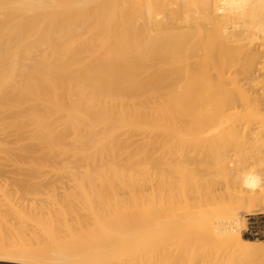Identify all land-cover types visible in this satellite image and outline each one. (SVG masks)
Wrapping results in <instances>:
<instances>
[{
    "label": "bare ground",
    "instance_id": "obj_1",
    "mask_svg": "<svg viewBox=\"0 0 264 264\" xmlns=\"http://www.w3.org/2000/svg\"><path fill=\"white\" fill-rule=\"evenodd\" d=\"M252 37L261 42L254 45ZM261 47L264 0H0V139L14 136L0 142L6 154L0 172L9 164L16 177L25 172L34 179H61L60 201L47 198L44 188L47 199L37 193L30 203L55 205L59 230L89 244L83 251L93 261L156 264L158 253L168 251L171 264H264V242L244 239L233 212L263 204L264 183L246 189L241 174L258 175L255 164L229 166L246 149L243 142L264 135L263 125L244 126V116L234 121L244 130L240 137L221 132L233 109L240 117L264 108ZM232 78L242 84L233 86ZM143 85L152 92L142 94ZM154 91L161 105L129 111L146 108ZM136 96L138 103L127 101ZM143 148L166 183L163 190L171 181L166 182L171 163L187 170L174 192L169 186L171 197L159 204L152 199L144 208L119 177L130 170L149 174L150 166L139 167L144 160L126 159ZM227 170L233 175L229 200V186L216 179ZM49 209L46 227L56 224Z\"/></svg>",
    "mask_w": 264,
    "mask_h": 264
},
{
    "label": "rangeland",
    "instance_id": "obj_2",
    "mask_svg": "<svg viewBox=\"0 0 264 264\" xmlns=\"http://www.w3.org/2000/svg\"><path fill=\"white\" fill-rule=\"evenodd\" d=\"M95 29H93V31H94ZM251 41H252V43L255 45V44H257V43H260L261 42V40H258V39H256L255 37H252V39H251ZM255 41V42H254ZM260 41V42H259ZM262 49H264V47H261ZM263 52H264V50H263ZM259 62H260V66H264V53L261 55V57H259ZM261 59H262V61H261ZM264 77H262L261 78V85L262 86H264ZM231 83L233 84V86H238V85H240V84H242V83H239L235 78H232L231 79ZM129 84V83H128ZM130 84H132V82L130 81ZM152 87L151 86H145L144 87V85L141 87V89H140V91H141V93L142 94H144V93H147L148 91L149 92H152ZM141 93H140V95H141ZM153 94H155V95H157L156 93H155V91L153 92ZM145 95V94H144ZM261 95H262V97L264 98V92H262L261 93ZM244 96V94L243 95H241V97H243ZM233 97H236V98H240V96H238L237 94L236 95H233ZM134 98H136V99H132V98H128L127 99V101L129 102V101H132V103H138L139 102V99H138V97L136 96V97H134ZM161 98H162V96H152V97H148L147 98V100H146V108H144V107H139V106H136V107H134V108H132V109H130L129 111L130 112H133V111H135V112H140V111H150L151 110V106H153V105H161V103H160V101H161ZM262 106H264V101H263V105ZM235 109H233L232 110V112H231V114H232V117H231V121L225 126V129H224V131H221V132H223V135L225 136V135H227V136H229L230 138H232V137H234V136H241L242 134H243V132H244V130L241 128L242 126H234V124H235V122L234 121H236L237 119H239V120H241L244 116H246L245 117V121H244V126H246L247 125V123H249V124H251V125H263V130H264V108H262L261 110H259V109H254L253 111H251V112H249L247 115H242V116H240V117H238L235 113H236V111H234ZM231 124V125H230ZM233 125V126H232ZM226 127H228L227 129H226ZM239 127H240V130H239ZM235 128V129H234ZM238 128V129H237ZM231 129V130H230ZM237 130V131H236ZM242 130V131H241ZM241 132V133H240ZM237 134V135H236ZM14 136L12 135V137H11V135H8V137H6V139H0V142H9V141H12V139H14L13 138ZM8 138V139H7ZM11 138V139H10ZM135 138H139L138 136H136ZM164 142V140H162L161 142H160V144H162ZM238 142V141H237ZM254 142H255V144H254ZM6 143V144H7ZM245 147H246V149L244 150V152L243 153H240L241 154V156H238V158H235L236 160H233L234 161V163H229V166H231V167H233V168H237V167H239L240 166V168L245 164V165H248V164H251V165H254L255 164V171L257 172V174H258V176L260 177V178H262L263 176H264V157L262 156V157H260V155H259V152H260V150H261V152H263L264 153V135H261V137L260 138H258V139H255V140H253V141H251L250 143H245V142H243L242 143ZM5 145V144H4ZM153 146H158V144L157 143H155V144H153ZM175 146H177V145H175ZM242 146V145H241ZM249 148H248V147ZM251 146V147H250ZM261 146H263L262 148H261ZM244 148V147H243ZM261 148V149H260ZM147 149H148V147H147ZM147 149L146 148H143V149H137L138 151H136V152H133L132 154H131V156H129V157H126V159H134V160H137V159H139L140 158V160H144L143 162H141V165L139 166V167H141L142 165H145V166H147V167H151L150 168V172H149V174H147V175H145V174H143V175H141V174H139V175H136L135 173H129V172H133L132 170H130V171H128L127 173H125L124 175H121V176H119L120 177V181H122L123 182V184L125 185L124 186V188L123 189H129V190H127V191H131L132 193H135V195H138V197L140 198V200L144 203V206H143V208L144 207H147L146 205H147V203L149 202V203H151L153 200H155V203H157V204H159V202H160V200H161V198H164V199H167V198H169V197H171V190H172V192H174V189H176V187L179 185V183L181 182V180H183V178L187 175V170H186V167H185V165L183 164H178V165H176L175 163L173 164V163H171V174L172 175H169V176H166V182H168V181H170L169 182V184L167 185V186H165V189L166 190H163V187H164V185L166 184V183H162V182H160L161 181V179H160V175L159 174H155V169L150 165V163L149 162H147V161H150V157H151V154H148V155H146V153H147ZM257 151H256V150ZM251 150H253V151H251ZM122 151H124V150H122ZM254 152V153H253ZM257 152V153H256ZM260 152V153H261ZM2 153L3 154H1V151H0V154H1V156H0V159H2V160H0V161H3V159L5 160L6 159V154H5V152L2 150ZM150 153V152H149ZM256 153V154H255ZM262 153V154H263ZM253 154V155H252ZM3 155H5V157L3 156ZM255 155H257V156H255ZM244 156V157H243ZM1 157H3V158H1ZM249 157H250V159H249ZM251 157H252V159H251ZM243 158V159H242ZM147 160V161H146ZM246 160V161H245ZM146 161V162H145ZM247 161H249V163L247 162ZM263 162V163H262ZM1 163V162H0ZM241 163V164H240ZM7 166V167H6ZM10 165L9 164H5V166H4V168H6V169H4L3 168V170H5V172L3 171H1L0 173L2 174V175H0V191H2V192H4V194L6 195V196H4V194L2 193V194H0V195H2V196H0V198L2 199V198H5V197H9L8 199H3V200H1L0 199V209H1V211H3V212H1L0 211V219H3V220H0V228H1V232H0V234H1V238H0V245H3V246H0V264H6V263H8V264H59V262H60V264H73V263H75V264H109V262H111L112 260L111 259H108L107 257H102L101 258V260L99 259H95V261H93V260H91L90 258H88V257H86L84 254V251H83V248H84V246H87L88 245V247L90 246L89 244H86V242L85 241H79V240H72L71 238H69V237H67L66 235H65V233L62 231V230H59V227L57 226V223H56V220H54V218H52V217H54L55 216V219H56V216H57V212H56V209L55 210H53L54 209V207H55V205H52L53 207H51V204H48V205H46L47 207L50 205V207H48V209L46 208V207H41L40 205H34V203H30L31 202V200L32 199H34V197H36V196H34V195H37V193H38V197L40 196H44L45 197V195L46 194H48V193H50L49 195H46L47 196V198L49 197V196H51V199H57V197L59 196V198H58V200L60 201L61 200V198L63 197V196H61L62 194V188L61 187H59V186H62L63 184H61V183H58L59 181L61 182V179H59L58 177L57 178H55V179H53L54 177H56V176H54L53 174H49L47 177H46V175L45 174H43V178L44 177H46L47 179L49 178L50 179V181L49 180H47V181H49V182H47V183H45L46 181H44L45 179H43L42 178V176H38L37 178H33V177H31V176H29V175H27L25 172H23V173H19V175H21V176H23V177H25L26 178V176H27V178L25 179V178H23V177H21V176H18V177H16L13 173H12V169H10ZM136 167L138 168V164L136 165ZM12 168V167H11ZM9 169V170H8ZM229 169H231L230 167H229ZM233 170H236V169H233ZM229 170H227V172L225 173V174H223V175H220V177L219 176H217L216 177V179L217 180H219L220 181V183L224 186V188H226L227 186H229V188H228V192H229V194H228V192H227V194L225 195V199H227V200H229L228 198H229V195L231 194V192H232V190L233 189H230V186L233 184V175H232V173L231 172H229ZM5 173V174H4ZM9 173V174H8ZM52 173V172H51ZM23 174V175H22ZM26 174V175H25ZM130 174H132V175H130ZM8 175V176H7ZM13 176L12 178L10 177V176ZM52 177H51V176ZM5 176V177H4ZM15 176V177H14ZM132 176V177H131ZM10 177V178H9ZM2 178H4V179H2ZM16 178H20V181L18 180V179H16ZM31 180H29V179ZM39 178H41V180L39 179ZM53 180H55L56 181V183H55V181H52L51 182V180L52 179ZM24 179V180H23ZM57 179H58V181H57ZM21 180H23V181H21ZM28 180V181H27ZM38 180L40 181V183L38 182ZM63 180V179H62ZM35 181V182H34ZM37 181V182H36ZM5 182V183H4ZM14 182V183H13ZM29 182V183H28ZM63 182H64V180H63ZM66 182V181H65ZM135 182H137V183H135ZM16 183V184H15ZM19 183V184H18ZM28 183V184H27ZM41 183L42 184H44V187H42L43 185H41ZM56 184V186L54 185V184ZM57 183L58 184H61V185H57ZM68 183V182H67ZM67 183H65V184H67ZM18 184V185H17ZM38 184L40 185V186H38ZM45 184H47L49 187H47V185H45ZM51 184H53V186L54 187H51L52 185ZM34 185V186H33ZM114 185L115 186H118V184H117V182H115L114 183ZM133 185V186H132ZM171 185V190H170V186ZM28 186V187H27ZM30 186V187H29ZM46 186V187H45ZM59 188H61V189H59ZM28 189H27V188ZM32 187V188H31ZM34 187H36V188H34ZM55 187H56V189H55ZM6 188V189H5ZM10 188V189H9ZM40 188V189H39ZM48 189L47 190V192L45 191V190H43V189ZM7 189H9V190H7ZM37 189V190H36ZM49 189H51V192H50V190ZM54 189V190H53ZM7 192H6V191ZM35 190V191H34ZM40 190H41V192H40ZM53 190V191H52ZM61 190V191H60ZM56 191H57V193H59V195L56 193ZM181 191H183V188L181 189ZM9 192H10V194H9ZM12 192V193H11ZM30 192V193H29ZM31 192L32 193H34V194H31ZM43 192V193H42ZM44 192L46 193V194H44ZM55 192V194H53V193ZM1 193V192H0ZM42 193V194H44V195H40V194ZM222 193H224L225 194V189L222 191ZM30 194V195H29ZM53 195H55L56 197L54 198L53 197ZM4 196V197H3ZM32 196V197H31ZM61 196V197H60ZM22 197H23V199H22ZM24 197H26L27 199L25 200V198ZM11 198V199H10ZM13 198V199H12ZM46 197H45V199H47ZM50 198V197H49ZM11 201H10V200ZM153 199V200H152ZM24 200V201H23ZM28 200V201H27ZM4 202V203H2V202ZM8 201H10V203H13V207L14 208H12V204H10V206H7L9 203H8ZM21 202V203H20ZM29 202V203H28ZM8 203V204H7ZM28 203V204H27ZM6 204V205H5ZM33 204V205H32ZM25 205H27V207L25 206ZM4 206V207H3ZM7 206V207H6ZM33 206V207H32ZM263 206H264V203L263 204H260L257 208L255 207L251 212H247L245 209H244V207H236L235 208V210L233 211L234 212V214H235V216H234V218L237 220V223H238V225L240 226V228H241V234H242V237L244 238V239H247V240H253V241H257V242H264V239H258V240H256V239H251V238H249V237H247L246 235H247V224H248V216L249 215H251L252 213H254V212H258V211H260V210H262V208H263ZM6 207V208H5ZM8 207H9V209H8ZM38 207V208H37ZM39 207H40V210H38L39 209ZM31 208V209H30ZM37 208V209H36ZM49 208H51L54 212H55V214L53 213V211L51 210V213H50V215H52L51 216V218L54 220V223H56L55 224V226L54 225H52V226H48V227H46V225L44 226V225H42V224H44V218H45V215H46V211H48V210H50ZM55 208H57V207H55ZM3 209V210H2ZM14 209V210H13ZM22 209V210H21ZM23 209H26V210H23ZM43 209L45 210V211H43ZM47 209V210H46ZM9 210H10V213H9ZM11 210H12V212H11ZM18 210H20V212H18ZM28 210H30V212L28 211ZM38 210V211H37ZM42 210V213L41 212H39V211H41ZM27 211V212H26ZM14 212V213H13ZM16 212V213H15ZM40 214H39V213ZM5 213V214H4ZM23 213H24V215H26V216H24L23 215ZM26 213V214H25ZM29 213V214H28ZM33 213H34V215H33ZM37 213V214H36ZM43 213H45V214H43ZM41 214H43V215H41ZM9 215V216H8ZM30 215V216H29ZM37 216V217H36ZM14 217L15 218H19V221L17 220V219H14ZM27 217H29V218H27ZM39 217V218H38ZM6 218V219H5ZM10 218V219H9ZM11 218H12V220H11ZM25 218H27L25 221H24V219ZM31 218V220H32V223H36V224H40V227L38 226V225H33L32 223H31V221L29 220ZM9 219V220H8ZM36 219V220H35ZM42 219V220H41ZM14 220V221H13ZM16 220V221H15ZM20 220H21V222H20ZM34 220V221H33ZM40 220H41V222H40ZM9 221V222H8ZM20 222L21 224H22V226H21V224L20 223H18V222ZM43 221V222H42ZM243 222V223H242ZM11 223H13L14 224V227L13 228H16V229H18L17 231H18V233H17V231H16V229L15 230H12V232L14 231H16L15 232V234H11L10 235V233H12V232H10L9 233V230H11V228H12V226H13V224H11ZM18 223V224H17ZM3 224H5V225H3ZM10 224V225H9ZM20 224V225H19ZM24 224V225H23ZM29 224V225H28ZM31 224H32V226H31ZM42 225V226H41ZM8 226V227H7ZM10 226V227H9ZM21 226V227H20ZM28 226V227H27ZM29 226H31V227H29ZM37 226L39 227V228H37ZM54 226V228H51V227H53ZM5 227V228H4ZM7 227V228H6ZM22 227H23V229H22ZM29 228H31V229H29ZM44 228V229H43ZM47 228V229H46ZM53 230V231H51V229ZM6 229V230H5ZM26 229V230H25ZM37 229V230H36ZM42 231H41V230ZM49 229V230H48ZM56 229V230H55ZM8 230V231H7ZM19 230H20V232H19ZM29 230H30V233L33 235H31V234H29L28 232H29ZM35 230V231H34ZM44 230H46V232H47V234L49 235V237H48V235L46 234V232L44 231ZM55 230V231H54ZM165 229H164V227H159V231L158 232H160V234H162L163 233V231H164ZM32 231V232H31ZM38 231V232H37ZM41 231V232H40ZM50 231V232H49ZM3 232V233H2ZM6 232V233H5ZM13 232V233H14ZM23 232H24V234H25V236H24V234H23ZM9 234V235H7L6 236V234ZM35 233V234H34ZM37 233V234H36ZM39 233V234H38ZM42 233V234H41ZM52 233H54V234H52ZM5 234V235H4ZM19 235V237H17L18 235ZM42 236H41V235ZM5 236V238H4V236ZM13 235L15 236L14 238L16 239H13L12 237H13ZM23 235V236H22ZM31 235V236H30ZM37 235V236H36ZM39 235V236H38ZM47 235V236H46ZM56 235H58V237L59 238H57V236ZM62 235V236H61ZM64 235V236H63ZM20 236H21V239H20ZM41 236V237H40ZM6 237H7V239H6ZM37 237V238H36ZM44 237V238H43ZM10 238V239H9ZM22 238H23V240H22ZM34 238H36V239H34ZM40 238H41V240H40ZM47 238V239H46ZM170 238V237H169ZM168 238V239H169ZM5 241H4V240ZM12 239V240H11ZM35 241H34V240ZM38 239H39V241H41L40 242V246H39V248H37V245H35L36 244V242L38 243ZM49 239V240H48ZM51 239V240H50ZM55 239H56V241H55ZM58 239V240H57ZM2 240V241H1ZM9 240H11V241H9ZM22 242H21V241ZM34 241V245H33V242L32 241ZM48 240V242H50V243H46L45 244V241H47ZM5 243H4V242ZM8 241V242H7ZM14 241H15V243H14ZM18 241H19V243H18ZM24 241H25V243H24ZM26 241H28V242H26ZM51 241H52V243H51ZM2 242V243H1ZM8 244H7V243ZM12 242V243H11ZM55 244H59V245H54V243ZM58 242V243H57ZM66 242V243H65ZM23 245H22V244ZM5 244H7V245H5ZM31 244L33 245V246H31ZM48 244V247L50 248V250H49V248H45V245H47ZM52 244H53V247H51L52 246ZM19 245H21V246H19ZM25 245V246H24ZM38 245H39V243H38ZM16 246V247H15ZM20 247V249L22 250H18L19 248H17V247ZM27 246H28V248H27ZM34 247V246H36L35 248V250H34V248H31L33 251H31L30 252V247ZM7 247H9V248H7ZM25 247V249H29L28 251H26L25 249H23ZM47 247V246H46ZM55 247H57V249L55 248ZM59 247H60V249H59ZM4 248H7L6 250H10L9 251V253H7L8 251H5V250H3ZM17 248V249H16ZM42 248V249H41ZM53 248V249H52ZM2 249V250H1ZM13 249V250H12ZM14 249H16V250H14ZM55 249V250H54ZM61 249H62V253H60L59 254V252H61ZM38 250V251H37ZM43 250V251H42ZM2 251H4V252H6V253H4V252H2ZM15 251V252H14ZM18 251H21V253L20 252H18ZM34 252V253H33ZM40 253V254H45L43 257H41L40 258V256L41 255H38L37 254V256H36V253ZM45 252H47V253H45ZM12 253V254H11ZM27 253V254H26ZM30 253H32V254H30ZM65 253H66V255H65ZM6 254H8L7 256H4V255H6ZM21 254V255H20ZM28 254H29V256H28ZM49 254V255H48ZM51 254V255H50ZM25 255V256H24ZM32 255H33V257H35V258H33L32 257ZM48 255V256H47ZM60 255H62V256H60ZM18 256V257H17ZM53 256H55L54 258H53ZM58 256H60V257H58ZM68 258H67V257ZM30 257H32V258H30ZM51 257V258H50ZM2 258V259H1ZM8 260H7V259ZM47 258H48V260H47ZM15 259V260H14ZM33 259V260H32ZM36 259V260H35ZM47 261H46V260ZM49 259H51V262H49ZM64 259V260H63ZM66 259V260H65ZM102 259H105V261H103ZM4 260V261H3ZM37 260H38V262H37ZM42 260H44L42 263H40V261ZM54 260V261H53ZM107 260V261H106ZM20 261V262H19ZM31 261V262H30ZM33 261V262H32ZM69 261V262H68ZM73 262V263H71V262ZM101 261V262H100ZM114 261V260H113ZM157 263L156 264H171V253H169L168 251H166V252H164V251H162V252H160V253H158V255H157ZM4 262V263H3ZM47 262H49V263H47ZM63 262V263H62ZM116 262V261H115ZM115 262H111L112 264H116Z\"/></svg>",
    "mask_w": 264,
    "mask_h": 264
},
{
    "label": "built area",
    "instance_id": "obj_3",
    "mask_svg": "<svg viewBox=\"0 0 264 264\" xmlns=\"http://www.w3.org/2000/svg\"><path fill=\"white\" fill-rule=\"evenodd\" d=\"M247 237L251 239H264V206L262 210L248 216Z\"/></svg>",
    "mask_w": 264,
    "mask_h": 264
},
{
    "label": "clouds",
    "instance_id": "obj_4",
    "mask_svg": "<svg viewBox=\"0 0 264 264\" xmlns=\"http://www.w3.org/2000/svg\"><path fill=\"white\" fill-rule=\"evenodd\" d=\"M241 176L244 177L243 187L249 190L255 191L264 183L254 172L242 173Z\"/></svg>",
    "mask_w": 264,
    "mask_h": 264
}]
</instances>
